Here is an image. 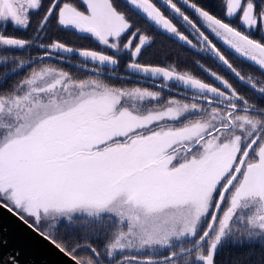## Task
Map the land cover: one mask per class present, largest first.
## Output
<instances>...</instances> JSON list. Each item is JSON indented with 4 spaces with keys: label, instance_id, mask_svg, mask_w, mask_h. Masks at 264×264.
Listing matches in <instances>:
<instances>
[{
    "label": "snow or ice",
    "instance_id": "1",
    "mask_svg": "<svg viewBox=\"0 0 264 264\" xmlns=\"http://www.w3.org/2000/svg\"><path fill=\"white\" fill-rule=\"evenodd\" d=\"M129 2L158 30L211 54L264 99V78L245 77L210 38L264 73V0L259 5L221 0L228 19L195 0ZM41 7L42 0H0V48L33 44L31 38L6 34V27L27 30ZM236 17L239 27L228 22ZM52 19L114 55L54 40L37 44L44 52L34 60L78 52L100 65H115L116 55L127 54L132 72L178 81L192 92L165 100L149 88L34 68L0 92V207L72 264H216L226 236L264 235V104L250 102L228 78L199 61L211 82L174 67L140 63L150 37L133 31L115 0H49L34 35L44 34ZM257 30L259 39L252 35ZM78 217L104 233L102 247L60 234L61 221L73 224ZM81 250L86 255H79ZM16 256L3 264H19Z\"/></svg>",
    "mask_w": 264,
    "mask_h": 264
},
{
    "label": "trees",
    "instance_id": "2",
    "mask_svg": "<svg viewBox=\"0 0 264 264\" xmlns=\"http://www.w3.org/2000/svg\"><path fill=\"white\" fill-rule=\"evenodd\" d=\"M80 0H61V3H77ZM197 4L202 7L208 5L209 7H214L216 4L223 12V5L221 0H195ZM257 5L261 3V0H256ZM115 4L119 10L125 12V14L130 18L133 23V31L139 28L141 32L150 37L148 45L144 48L140 57L145 61V63H173L178 68L187 69L191 59L198 56L196 52L185 44L176 40L174 37L163 33L156 28H154L145 18H143L136 11L128 7L122 0H115ZM49 5V0H42V7L38 12H33L32 23L29 25L27 30L14 27L11 23L7 24L6 34L14 35L16 37H21L25 39H33V44L25 47L24 49H4L0 48V56L5 59L4 63L0 64V92L8 91L11 86L18 83L23 77L29 72L30 68L35 64V66L41 64L44 61H56L58 67L68 70L69 72H79L84 73L85 76H90V72L94 68L85 66L84 67H73L70 62L57 60L54 58L45 57L43 61L34 60V57H39L43 54L44 49L37 47V44H50L54 40H58L61 43L66 44L69 47L75 49H89L93 51H103L107 55H114L113 50L105 49L94 39L87 37L84 34H78L73 31H67L56 24L55 19L49 21L48 27L45 29V33L40 36L34 35L36 22L43 16L44 11ZM239 18L237 17V20ZM237 23V21H234ZM239 26V24H238ZM259 32V31H258ZM260 33V32H259ZM130 35V33L128 34ZM260 36V34H258ZM127 37L123 42H126ZM122 42V43H123ZM57 54V53H56ZM65 55L69 61L82 62L79 59L78 52L66 53ZM60 55V54H58ZM62 56V55H61ZM116 56H123L119 54ZM123 58V57H122ZM20 61H26L22 68H16V65ZM37 64V65H36ZM34 67V66H33ZM32 67V68H33ZM38 67V66H37ZM92 70H91V69ZM13 69H16L13 71ZM180 69V70H182ZM254 72L259 74L258 69H253ZM90 71V72H89ZM94 75V74H93ZM59 232L61 235L72 236L81 243L85 241H91L97 247H102L106 243L107 237L103 232L97 234L96 225H90L86 227H74V226H60ZM96 232V233H94ZM93 233V234H92ZM103 233V235H102ZM259 244H222L215 256L216 264H262L264 257L262 256L263 251ZM79 255H86V250H81ZM119 256H117L118 258Z\"/></svg>",
    "mask_w": 264,
    "mask_h": 264
},
{
    "label": "flooded vegetation",
    "instance_id": "3",
    "mask_svg": "<svg viewBox=\"0 0 264 264\" xmlns=\"http://www.w3.org/2000/svg\"><path fill=\"white\" fill-rule=\"evenodd\" d=\"M156 2L159 4L160 0H156ZM176 2L179 4V0H176ZM198 5H200V4H198ZM204 8L206 10H209L210 13L218 16V18L228 19L224 15L225 9H223V12H222V10L216 4L214 5V7H209L208 5H204ZM164 10L167 13L168 10L166 8ZM185 11L190 16H193V17L195 16V13L193 12L192 9L185 8ZM234 21H237V23H235ZM228 22L232 23L234 26H237V27L240 26V22H239V19L237 20V17L235 19L228 20ZM238 24H239V26H238ZM241 30H243V29H241ZM258 34H260L258 32V30L254 31L252 33L254 38L259 39L260 36ZM210 38L213 39L215 43H217V45L224 51V53L226 54V57L230 60V62H232L233 65L235 67H237V69L240 70L243 75H245V77L253 76L254 78H257V79L264 78V73H261L259 68L256 65H254L252 62L248 61L246 58L240 57L238 54H235L234 50L228 49V47L226 45H224L221 41L216 40V38L214 36H210ZM181 45H183V44H181ZM185 47H188V46L185 45ZM188 48H190L191 50L196 52L198 54V56L191 59V62L189 64V68H187V69L178 68L173 63L160 64V63H154L153 62V63H149V64L154 65V66H161V67H174L177 71H179L181 73L187 72L188 74L193 75L197 78L203 79L206 82H211V78L208 77L207 74L204 73L198 67L196 61H199L201 64H204L205 67H209L212 70L217 71L218 74L224 75L225 78H228L234 84V87H236L237 90L241 94H243L249 98L250 102H255L258 104H264V99H261L259 97L258 93H256L246 83H242L239 80H237L234 76H232V74L222 64H220V62L217 61L211 54L201 52L198 49H193L191 47H188ZM65 55H67V54L66 53H60V55H58V56L56 54H53V58H55L57 60H61V61L70 62L69 64L72 66H78V67L84 66L85 67V65H83V64L76 63L74 61H69ZM122 57L123 56H116L117 64H115V65H107L106 64L107 70H104L103 68L100 69L99 67L94 68V69L99 71V73H100L99 76H103V77L108 78L109 84L115 85L117 87H128V88L144 87V88H149L150 90H153V91H160L165 100L168 98H171L173 96H175L176 98H179V99H183V96L179 95L181 93H186L187 95H191L192 90L186 88L183 84H181L178 81L170 80V81L165 82L160 77H157V78L145 77L142 74H136V73L132 72L131 70H129L127 68V64L130 62V59H131L130 56L128 55L126 57H123V58ZM139 62L145 63V61L141 57H139ZM95 64H96V66L100 65L98 62H96ZM247 66L250 67V70L247 69ZM251 68L258 69L260 73L257 74ZM180 69H182V70H180ZM92 73L97 76V72H92ZM165 85H167V86L165 87ZM79 223H83V222H82L81 218L78 217L76 222L73 224H68L66 221H61L59 224V227L62 225H64V226H75L76 225L77 226V224H79ZM181 243L183 244L184 247L189 246L187 241H183V242L176 241L175 242V244L177 246H180ZM247 243L256 244V242H247ZM228 244H230V243H228ZM240 244H246V243L241 242ZM257 244L262 245L260 243H257ZM260 247L262 248V251H263L262 256L264 257V246H260ZM165 254H167V253H165Z\"/></svg>",
    "mask_w": 264,
    "mask_h": 264
},
{
    "label": "water",
    "instance_id": "4",
    "mask_svg": "<svg viewBox=\"0 0 264 264\" xmlns=\"http://www.w3.org/2000/svg\"><path fill=\"white\" fill-rule=\"evenodd\" d=\"M128 6L136 11L134 6ZM16 253L19 264H72L70 259L60 253L49 241L39 236L12 212L0 207V264Z\"/></svg>",
    "mask_w": 264,
    "mask_h": 264
},
{
    "label": "rangeland",
    "instance_id": "5",
    "mask_svg": "<svg viewBox=\"0 0 264 264\" xmlns=\"http://www.w3.org/2000/svg\"><path fill=\"white\" fill-rule=\"evenodd\" d=\"M122 2H125V4L128 6V5H131L130 4V2H129V0H122ZM129 7V6H128ZM137 42H138V37H137ZM103 46V45H102ZM122 46V45H121ZM104 47V46H103ZM53 54H56V53H53ZM57 56H58V54H56ZM126 56H128L127 54H123V57H126ZM49 58H53V57H49ZM79 59H81V61L82 62H76V63H80V64H83V65H85V66H88V67H92V68H100V69H104V70H107V68H106V64H104V65H98V66H96V62L94 63V61H91L90 59H87V58H85V57H82V56H80L79 55V57H78ZM55 59V58H54ZM5 62V59L4 58H2L1 56H0V64L1 63H4ZM37 65V64H36ZM34 66V67H33ZM31 68H30V70H29V72L23 77V79L35 68V69H39L40 67H51V68H55V69H58V70H64V71H68V70H65V69H62V68H60V67H58L59 65H58V63L56 62V61H44V62H42L41 64L39 63V65H37V66H35V64L33 65ZM74 67V66H73ZM76 67V66H75ZM78 67V66H77ZM76 67V68H77ZM80 67H84V66H80ZM85 68V67H84ZM91 69V68H90ZM247 69H249L250 70V67H248L247 66ZM69 72V71H68ZM90 72V71H89ZM74 78H76V79H88V78H97V79H101V80H103L104 82H106V83H108V78H106V77H103V76H96V75H93V73L92 72H90V74H92V75H90V76H83V75H85L83 72L82 73H79V72H69ZM259 101V100H258ZM90 225H95L94 223H89V224H85V223H79V224H77V226L75 225L74 227H86V228H88ZM94 233H96V232H94ZM100 233V232H99ZM99 233H97V234H99ZM93 234V233H92ZM103 235V234H102ZM241 242H245V243H247V242H256V243H260V244H262L261 246H264V235H262V236H257V237H253V238H245L244 236H233V235H228V236H226L223 240H222V242H221V244L218 246V248L222 245V244H224V243H230V244H240ZM218 250V249H217ZM165 253H167L166 251H164L163 253H161L162 255H166Z\"/></svg>",
    "mask_w": 264,
    "mask_h": 264
}]
</instances>
